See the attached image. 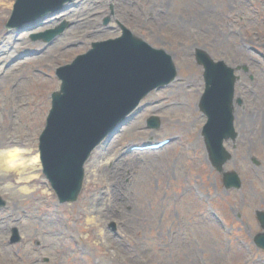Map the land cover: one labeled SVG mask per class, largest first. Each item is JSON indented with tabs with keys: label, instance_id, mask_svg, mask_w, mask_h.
I'll return each mask as SVG.
<instances>
[{
	"label": "rangeland",
	"instance_id": "374dc122",
	"mask_svg": "<svg viewBox=\"0 0 264 264\" xmlns=\"http://www.w3.org/2000/svg\"><path fill=\"white\" fill-rule=\"evenodd\" d=\"M13 3L0 0V141L30 149V156L59 91L55 70L91 43L118 37V23L169 54L177 80L147 95L92 153L74 203L58 204L41 167L29 181L0 172V264H264V251L253 244L262 232L254 212L264 211V0H77L19 35L4 29ZM62 24L48 45L31 40ZM195 49L240 78L238 137L225 142L231 159L223 166L240 177V190H225L206 159ZM152 116L161 120L157 130L145 126ZM169 138L160 150H131ZM12 227L21 232L16 245L8 242Z\"/></svg>",
	"mask_w": 264,
	"mask_h": 264
},
{
	"label": "water",
	"instance_id": "95a60500",
	"mask_svg": "<svg viewBox=\"0 0 264 264\" xmlns=\"http://www.w3.org/2000/svg\"><path fill=\"white\" fill-rule=\"evenodd\" d=\"M72 1L16 0L6 28L21 33L25 30L23 25L48 14H59ZM108 21L107 18L104 23ZM64 28L65 25L34 38L49 42ZM121 30L120 38L92 44L85 55L56 71L61 81L60 91L52 94L51 110L39 137L38 150L42 172L60 203L77 200L84 164L92 151L117 133L147 94L168 85L176 76L169 55L151 48L122 26ZM196 62L204 68L205 91L199 110L207 118L202 137L209 161L221 174L226 189H239L241 182L237 174L225 173L222 169L230 159L223 149V141L234 140L236 136L233 71L221 63H213L202 50H197ZM147 123L148 128L159 127L155 117ZM3 205L0 199V207ZM255 215L264 231V212L256 211ZM253 241L256 247L264 249V232Z\"/></svg>",
	"mask_w": 264,
	"mask_h": 264
},
{
	"label": "bare ground",
	"instance_id": "6f19581e",
	"mask_svg": "<svg viewBox=\"0 0 264 264\" xmlns=\"http://www.w3.org/2000/svg\"><path fill=\"white\" fill-rule=\"evenodd\" d=\"M13 151H19L18 162H22V166L18 167L17 171L13 174L16 176H22L23 174L26 176L28 175L24 178L26 181H29L32 178L34 179V176L31 174L34 173L41 165L38 154H35V156H30L32 153L30 149H21L19 146H15L14 143H4L3 141H0V172L10 174L7 171L8 168L12 166L8 163L9 153ZM27 156H29V158ZM20 180L21 177L17 178V181Z\"/></svg>",
	"mask_w": 264,
	"mask_h": 264
},
{
	"label": "clouds",
	"instance_id": "9594fccd",
	"mask_svg": "<svg viewBox=\"0 0 264 264\" xmlns=\"http://www.w3.org/2000/svg\"><path fill=\"white\" fill-rule=\"evenodd\" d=\"M18 156H19V151H13V152L9 153L8 163L12 166L8 168V170H7L8 173H14L17 171L18 167L22 166V162H18ZM19 191L26 194L28 189L27 188H20Z\"/></svg>",
	"mask_w": 264,
	"mask_h": 264
},
{
	"label": "flooded vegetation",
	"instance_id": "af4514ba",
	"mask_svg": "<svg viewBox=\"0 0 264 264\" xmlns=\"http://www.w3.org/2000/svg\"><path fill=\"white\" fill-rule=\"evenodd\" d=\"M251 76H252V81H253V83H254V82H255V79L253 78L254 74H252ZM20 242H21V241H20ZM35 244H39V245H40V243L37 242V241L35 242ZM39 245H38V246H39Z\"/></svg>",
	"mask_w": 264,
	"mask_h": 264
}]
</instances>
